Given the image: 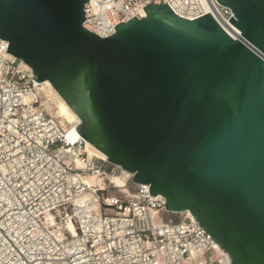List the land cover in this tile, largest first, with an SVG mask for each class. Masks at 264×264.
<instances>
[{
    "label": "water",
    "instance_id": "obj_1",
    "mask_svg": "<svg viewBox=\"0 0 264 264\" xmlns=\"http://www.w3.org/2000/svg\"><path fill=\"white\" fill-rule=\"evenodd\" d=\"M89 0H0V39L81 119L66 137L133 174L170 212L191 211L231 264H264V0L210 15L142 8L102 38Z\"/></svg>",
    "mask_w": 264,
    "mask_h": 264
},
{
    "label": "built area",
    "instance_id": "obj_2",
    "mask_svg": "<svg viewBox=\"0 0 264 264\" xmlns=\"http://www.w3.org/2000/svg\"><path fill=\"white\" fill-rule=\"evenodd\" d=\"M168 3L193 20L210 13L234 40L232 9L217 0H89L83 27L105 38L115 26ZM3 52L8 51V42ZM2 55V56H1ZM31 68L0 54V264H224L230 261L191 211L170 212L133 174L89 157L50 114ZM120 176L119 187L112 179ZM88 176L97 183L88 185ZM91 196V200L82 201ZM73 225L74 231L70 228ZM231 264V263H230Z\"/></svg>",
    "mask_w": 264,
    "mask_h": 264
},
{
    "label": "bare ground",
    "instance_id": "obj_3",
    "mask_svg": "<svg viewBox=\"0 0 264 264\" xmlns=\"http://www.w3.org/2000/svg\"><path fill=\"white\" fill-rule=\"evenodd\" d=\"M7 45L6 41L3 39H0V54H3L6 59H12V58H17L9 53L3 52V48ZM2 56V55H1ZM21 68H31L28 64H26L24 61L21 60ZM34 74V73H33ZM41 97L42 101L45 103V106L47 110L50 112V114L56 118H59L62 120L66 125H68V131L69 133L72 132L78 125L81 124V119L79 116L75 113V111L70 107V105L66 102V100L60 95V93L55 89V87L50 83V81H42L38 84H36V90L33 95H29L25 97V102L26 103H31L34 101L36 98ZM68 133V134H69ZM83 139L81 136L77 139L80 140ZM76 140V141H77ZM84 140V139H83ZM86 152L89 155V157H97L101 160L108 161V158L86 148ZM125 171V170H124ZM126 173H130L126 171ZM112 179L115 181V183L119 186L122 187L124 186V180L118 176L114 175ZM85 182L93 186L95 185L98 181L97 178L93 176H88L85 179ZM91 200V196H87L82 199V201H88ZM70 228L74 231L73 225H70ZM217 248L219 249L220 252H222L224 255H226L228 258V254L217 244ZM231 262L229 261L228 263L224 264H230Z\"/></svg>",
    "mask_w": 264,
    "mask_h": 264
}]
</instances>
